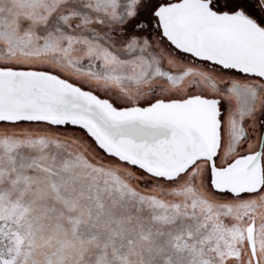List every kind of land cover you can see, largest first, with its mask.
I'll use <instances>...</instances> for the list:
<instances>
[{
    "label": "snow or ice",
    "instance_id": "6c2138e0",
    "mask_svg": "<svg viewBox=\"0 0 264 264\" xmlns=\"http://www.w3.org/2000/svg\"><path fill=\"white\" fill-rule=\"evenodd\" d=\"M0 264H264V0H0Z\"/></svg>",
    "mask_w": 264,
    "mask_h": 264
}]
</instances>
